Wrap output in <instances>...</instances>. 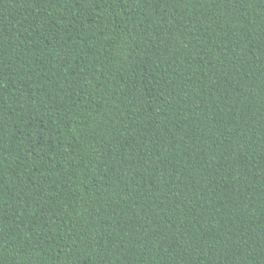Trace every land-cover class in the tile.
<instances>
[{"label":"trees","instance_id":"trees-1","mask_svg":"<svg viewBox=\"0 0 264 264\" xmlns=\"http://www.w3.org/2000/svg\"><path fill=\"white\" fill-rule=\"evenodd\" d=\"M0 264H264V0H0Z\"/></svg>","mask_w":264,"mask_h":264}]
</instances>
